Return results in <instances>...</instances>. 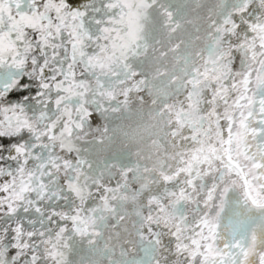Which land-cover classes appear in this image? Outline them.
<instances>
[{
    "label": "snow or ice",
    "instance_id": "1",
    "mask_svg": "<svg viewBox=\"0 0 264 264\" xmlns=\"http://www.w3.org/2000/svg\"><path fill=\"white\" fill-rule=\"evenodd\" d=\"M0 264H264V0H0Z\"/></svg>",
    "mask_w": 264,
    "mask_h": 264
}]
</instances>
